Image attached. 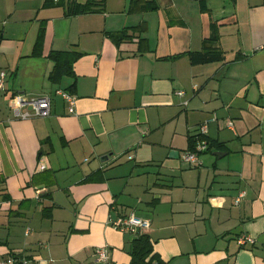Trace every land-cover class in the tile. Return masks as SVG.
<instances>
[{"label":"crops","instance_id":"crops-1","mask_svg":"<svg viewBox=\"0 0 264 264\" xmlns=\"http://www.w3.org/2000/svg\"><path fill=\"white\" fill-rule=\"evenodd\" d=\"M144 1L66 15L0 0V261L89 264L107 246L129 264L134 238L109 222L134 212L167 264H264V0ZM212 36L224 58L192 65ZM55 51L77 55L56 82ZM15 92L48 96L50 114L13 118ZM204 124L217 146L192 167Z\"/></svg>","mask_w":264,"mask_h":264},{"label":"built area","instance_id":"built-area-1","mask_svg":"<svg viewBox=\"0 0 264 264\" xmlns=\"http://www.w3.org/2000/svg\"><path fill=\"white\" fill-rule=\"evenodd\" d=\"M7 73L0 70V89L4 87V82L6 80ZM194 89H196L194 87ZM57 93L62 96V98L68 104V112L73 113L75 96L69 92L57 90ZM176 94L180 97L184 96L185 92L179 90ZM187 101L183 102L186 106ZM50 98L48 96L41 97H28L23 93L15 92L10 99V109L13 114V118L20 120H28L32 118H42L47 117L50 114ZM231 124V123H230ZM198 134L201 137L196 138V141L191 149L186 150L181 159L192 167L201 166V161L199 159V154L207 151L209 149V144L205 139L202 138L203 135L207 134L206 125H201L198 128ZM40 169H44L40 166ZM41 190H37L39 193ZM243 192L239 194L236 202H239L240 198L243 197ZM110 226L116 230L129 234L132 238L145 233L150 227V221L143 217L138 216L136 213L131 212L126 216L119 217L116 220H111ZM239 245H244L245 243L253 244L254 240L248 236H240L237 239ZM95 260L89 264H110L108 248L107 246L95 248ZM0 264H30L26 258L21 256H8L7 258L0 261Z\"/></svg>","mask_w":264,"mask_h":264},{"label":"trees","instance_id":"trees-1","mask_svg":"<svg viewBox=\"0 0 264 264\" xmlns=\"http://www.w3.org/2000/svg\"><path fill=\"white\" fill-rule=\"evenodd\" d=\"M135 1L139 2L140 0ZM46 3L48 5H61L62 7H64L66 15H77L103 11L105 0H87L85 3H78L77 0H46ZM148 8H151V6L145 0L144 9ZM131 29L136 32L142 31L138 26ZM127 30L128 29H125L117 34H113L116 42L122 41L123 39H127L129 37V35L127 34ZM206 41L208 42V45H206L203 50L197 52H189L188 57L192 65L216 62L224 58L223 51L218 47L217 38L215 36L210 37ZM76 57V54L68 51L52 52L50 54V58L54 60V69L50 73V80L56 82L63 75H71L73 73L72 64ZM198 137L201 136L197 133L195 139H193V137L190 139V149L192 148L196 141V138ZM202 138L207 141L209 147L212 145H216V143L209 139L207 135H203ZM132 244L133 245L130 252L131 259L129 264H167L160 258H158V256L154 252L153 244L146 233L134 237Z\"/></svg>","mask_w":264,"mask_h":264},{"label":"water","instance_id":"water-1","mask_svg":"<svg viewBox=\"0 0 264 264\" xmlns=\"http://www.w3.org/2000/svg\"><path fill=\"white\" fill-rule=\"evenodd\" d=\"M221 152H215L214 154L219 156V155H222V153L220 154Z\"/></svg>","mask_w":264,"mask_h":264}]
</instances>
